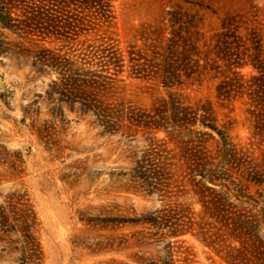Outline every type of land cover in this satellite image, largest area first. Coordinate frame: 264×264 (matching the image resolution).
I'll use <instances>...</instances> for the list:
<instances>
[{"label": "rangeland", "instance_id": "374dc122", "mask_svg": "<svg viewBox=\"0 0 264 264\" xmlns=\"http://www.w3.org/2000/svg\"><path fill=\"white\" fill-rule=\"evenodd\" d=\"M177 6L199 27L200 68L208 61L215 74L226 71L233 90L245 86L243 96L231 91L225 108L216 105L217 126L226 122L231 179L238 177L235 159L242 151L247 193L264 201V182L248 178L264 152V116L251 113L249 90L264 86V0H119L111 30L125 46L136 40L137 29ZM8 35L0 29V40ZM220 40L242 59H222ZM57 78L39 71L33 58L0 55V264H155L171 241L181 250L174 258L188 254L191 264H225L192 234L153 236L149 224L131 222L161 205L131 173L148 140L165 134L103 133L93 112L59 100L50 88ZM123 79L117 97L135 106L149 107L165 93L162 87L153 92L146 81ZM221 81L207 79L197 91L185 92L218 100Z\"/></svg>", "mask_w": 264, "mask_h": 264}, {"label": "trees", "instance_id": "16d2710c", "mask_svg": "<svg viewBox=\"0 0 264 264\" xmlns=\"http://www.w3.org/2000/svg\"><path fill=\"white\" fill-rule=\"evenodd\" d=\"M117 1L0 0V29L9 33L0 40V55L30 57L39 71L57 73L51 90L59 100L93 112L103 133L165 134L148 140L131 173L161 205L149 217L131 222L149 224L153 236L192 234L225 264H264V201L247 193L242 151L235 159L238 177L231 179L226 122L221 129L217 126L216 105L225 108L231 91L243 96L245 86L233 90L226 71L215 74L217 67H209L208 61L200 68L199 27L180 6L163 10L153 24L136 30L134 42L122 46L111 30ZM219 43L222 59L229 61L232 54L242 59L239 51L228 53L226 41ZM206 53L208 60L210 51ZM124 75L150 83L153 92L162 87L165 93L149 107L135 106L117 97ZM218 76V100L185 92L197 91L203 81ZM249 90L255 108L251 113L260 118L264 86ZM251 169L249 181L261 185L264 152ZM165 250L166 256L155 264L192 263L188 254L174 258L181 250L172 241Z\"/></svg>", "mask_w": 264, "mask_h": 264}]
</instances>
